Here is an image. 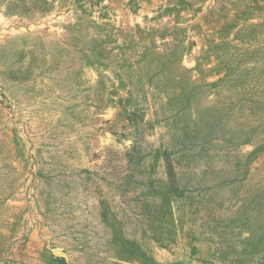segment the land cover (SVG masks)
<instances>
[{
  "label": "rangeland",
  "instance_id": "1",
  "mask_svg": "<svg viewBox=\"0 0 264 264\" xmlns=\"http://www.w3.org/2000/svg\"><path fill=\"white\" fill-rule=\"evenodd\" d=\"M0 264H264V0H0Z\"/></svg>",
  "mask_w": 264,
  "mask_h": 264
},
{
  "label": "trees",
  "instance_id": "2",
  "mask_svg": "<svg viewBox=\"0 0 264 264\" xmlns=\"http://www.w3.org/2000/svg\"><path fill=\"white\" fill-rule=\"evenodd\" d=\"M167 176L169 177V181H171V183H175L176 182V170H175V166L174 163L171 159V157L167 156Z\"/></svg>",
  "mask_w": 264,
  "mask_h": 264
},
{
  "label": "water",
  "instance_id": "3",
  "mask_svg": "<svg viewBox=\"0 0 264 264\" xmlns=\"http://www.w3.org/2000/svg\"><path fill=\"white\" fill-rule=\"evenodd\" d=\"M53 252L58 256H64L67 257V253L60 249H53Z\"/></svg>",
  "mask_w": 264,
  "mask_h": 264
}]
</instances>
